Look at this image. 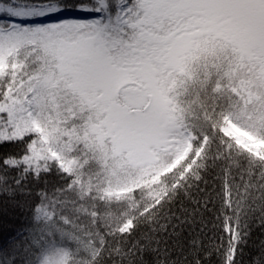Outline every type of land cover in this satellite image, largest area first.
I'll list each match as a JSON object with an SVG mask.
<instances>
[{
  "label": "snow or ice",
  "instance_id": "6c2138e0",
  "mask_svg": "<svg viewBox=\"0 0 264 264\" xmlns=\"http://www.w3.org/2000/svg\"><path fill=\"white\" fill-rule=\"evenodd\" d=\"M235 2L0 0V146L19 147L16 154L0 156V194L34 198L32 206L37 213V223L28 231L23 251L13 248L0 256L19 257L14 264H37L33 257L50 243L48 236L56 232L65 235L70 225L66 218L58 221L53 215L51 222L41 224L40 214L76 204L67 194L86 179L91 188V177L98 173L96 153L90 149L101 138V131L130 124L164 129L177 111L196 118L223 113L230 103L222 95L227 67L215 61L190 63L191 58L179 52L176 38L187 30L185 24L200 19L218 31L226 30L227 6ZM251 2L261 5V0ZM194 10L203 15L194 16ZM184 128L191 131L192 125L186 122ZM204 138L210 139L207 132ZM73 153L79 156L73 157ZM56 179L63 183L49 190L48 180ZM41 183L44 187H36ZM169 187L179 193L191 184L181 175ZM222 187H230L226 176ZM161 193L148 210V221L170 198L163 188ZM183 195L190 193L185 190ZM87 199L92 201L90 207L84 204L81 189L75 211L78 215L91 211L98 226L100 197L89 190ZM209 204L211 195L204 207L215 213L212 226L219 228V247L205 252L201 260L203 241L193 238L195 264L213 259L216 264H245L244 254L254 231L259 229L264 235V198L258 204H248L243 198L234 203L229 195L219 209L214 204L209 208ZM175 220L178 223L169 216L165 223L157 221L152 230L167 231L171 226L174 234L178 226L191 223L180 217ZM71 227L78 226L73 223ZM135 227L129 220L117 240L130 242ZM112 235L98 229L81 241L87 244L90 240L94 248L90 264H102L109 250L121 264L130 254H142V259L150 260L160 251L159 242L151 252L146 251L153 243L151 238L137 240L131 253L122 251L118 243L112 246L115 241L108 238ZM93 236L99 237V247H95ZM51 243L55 245V241ZM247 264H264V240L248 256Z\"/></svg>",
  "mask_w": 264,
  "mask_h": 264
},
{
  "label": "trees",
  "instance_id": "16d2710c",
  "mask_svg": "<svg viewBox=\"0 0 264 264\" xmlns=\"http://www.w3.org/2000/svg\"><path fill=\"white\" fill-rule=\"evenodd\" d=\"M247 6L253 17L260 22L264 28V0L260 6H254L248 0ZM189 57L190 63H211L224 64L227 67V77L222 95L230 101L229 106L215 117L209 118L203 114L196 118L192 114L183 115L179 111L171 122L180 131L191 135V141L187 153L183 160L172 168L169 172L161 175L155 183L148 188L140 187L130 190L120 198L100 197L97 201L101 216L98 226L92 219L91 211L88 214H79L78 223L82 226L73 229L70 225L65 229V235L61 236L56 232L54 236L49 235L50 242L45 248L37 251L33 257L37 264L40 263L46 254L55 247L65 252L63 264H90L94 250L91 241L87 244L81 241L88 239L89 232H96L98 229L105 234L111 231L109 241L119 244L121 250L132 251V245L137 240L151 238L153 241L146 251L151 252L159 242V252L151 255L150 260L142 259L141 255H128L124 257L123 264H195L191 240L199 238L203 241V248L200 250V258L204 260V253L215 251L219 245L217 239L219 228H213L215 213L205 210V203L211 195L212 204L219 209L222 200L230 195L234 203L243 198L248 204H258L264 198V159L253 154L251 151L238 146L233 139L226 136L222 128L227 120L238 125L241 129L250 132L264 143V75L250 59L245 46L239 41H232L229 38L214 37L212 34H201L197 36L194 47L185 55ZM192 125V130L184 128L185 123ZM207 132L210 139L205 140L204 133ZM19 147L16 145L0 146V156L16 154ZM96 173L100 171L99 163ZM183 175L190 188L182 187L177 193L175 188L169 187L177 177ZM221 179H217V177ZM227 177L230 187H222L223 177ZM197 177H200L198 180ZM59 179L48 180V188L62 184ZM32 186V185H30ZM36 187H44L41 183ZM164 189L169 194L168 202L164 208L154 214L151 221L147 219L148 210L160 199ZM187 190L190 195L185 196L183 192ZM78 187L76 191L68 193V199L74 201L80 197ZM94 192V191H92ZM173 193H177L173 195ZM83 196L88 194L83 192ZM63 199V197H61ZM89 200V199H88ZM196 200L198 203H193ZM34 198L22 196L19 193L0 194V252H9L13 248L23 251L26 247V237L28 231L34 228L37 221L33 208ZM90 204L92 201L90 200ZM76 206V204H71ZM203 214V215H202ZM172 216L173 223H178L175 217L189 219L191 223L178 226L173 234L171 226L167 231H160L157 227L153 231V226L157 223H165L166 218ZM58 221L60 218L56 217ZM131 220L136 225L132 229L135 235L129 240L118 239L120 230L127 227V222ZM52 221V220H51ZM50 221V222H51ZM44 224L43 222H40ZM202 230V231H201ZM127 236V233H125ZM97 241L95 247H99V237L93 236ZM264 240L261 230L254 231L249 248L245 251L244 261L247 264L248 256L256 250L260 242ZM55 241V245L51 243ZM79 248V253L77 252ZM105 252L102 264H121L119 257ZM19 257L11 255L0 256V264H14ZM204 264H216L215 260L205 261Z\"/></svg>",
  "mask_w": 264,
  "mask_h": 264
},
{
  "label": "rangeland",
  "instance_id": "374dc122",
  "mask_svg": "<svg viewBox=\"0 0 264 264\" xmlns=\"http://www.w3.org/2000/svg\"><path fill=\"white\" fill-rule=\"evenodd\" d=\"M248 0H236L227 6L225 20L228 22L224 31H218L214 25L200 19L192 24H185L187 29L176 38L179 52L185 55L194 47L197 36L212 34L214 37L229 38L240 41L246 48L251 61L258 66L264 75V28L256 20L247 6ZM194 16H202L201 10H194ZM200 24L199 28L195 24ZM223 133L235 143L253 154L264 159V143L250 132L241 129L230 120L225 122ZM100 139L90 151L96 153L95 160L99 163L100 171L91 177V188L88 180L83 185L78 184L79 191L83 189L95 196L105 198H120L135 188L152 186L159 176L169 172L179 164L191 141V135L180 131L171 121L164 129L148 127L141 124L114 126L113 129L101 131ZM55 147V146H54ZM78 157L79 153H73ZM76 206L67 205L50 208L47 214L41 213V221L49 223L53 215L63 221L68 218L75 225L78 214L75 209L79 206L80 197L74 199ZM84 204L90 207V200L84 197ZM73 205V204H72ZM72 209V210H69ZM65 252L58 247L46 254L39 264H63Z\"/></svg>",
  "mask_w": 264,
  "mask_h": 264
}]
</instances>
